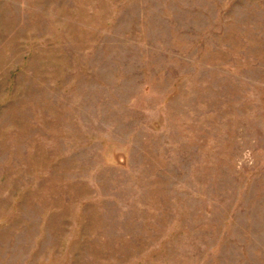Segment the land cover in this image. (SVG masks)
I'll return each instance as SVG.
<instances>
[{"label":"rangeland","instance_id":"374dc122","mask_svg":"<svg viewBox=\"0 0 264 264\" xmlns=\"http://www.w3.org/2000/svg\"><path fill=\"white\" fill-rule=\"evenodd\" d=\"M0 264H264V0H0Z\"/></svg>","mask_w":264,"mask_h":264}]
</instances>
